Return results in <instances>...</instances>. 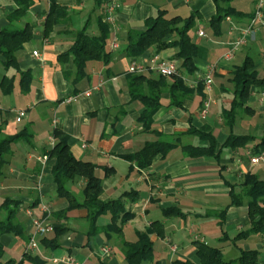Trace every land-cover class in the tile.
<instances>
[{"label":"crops","instance_id":"1","mask_svg":"<svg viewBox=\"0 0 264 264\" xmlns=\"http://www.w3.org/2000/svg\"><path fill=\"white\" fill-rule=\"evenodd\" d=\"M54 1L68 9L69 16L66 23L54 26L48 35L43 36L42 32L50 0H33L26 14L13 23L16 28L25 24L33 26L32 40L17 54L20 70L31 75L29 92L21 93L19 77L15 78L14 91L10 95H3L0 91V124L3 123L4 132L19 131L9 127V123H17L16 112L24 110L29 121L25 127L33 134L31 145H14L8 157L9 162L0 175V203L8 199L21 203L16 219L28 238L34 232L31 224L34 218L46 219L53 226L65 230L57 239V248L44 247L39 238L37 251L32 254L38 255L46 264H51V260L65 262L69 256L76 264H127L122 243L136 241V232L158 221L164 233L161 237L150 236L152 259L142 264H171L175 259L197 262L195 242L208 245L207 237H213L218 242L230 241L238 256L241 250H255L259 263L264 264V234L235 239L239 232L248 228L249 218L245 203L230 205L229 186L237 183L246 172L264 180V147L260 148L262 160L255 165L249 163L247 156L255 142L247 149H222L217 160L207 156L186 157L180 149L186 145H205L195 134L188 133L189 129L211 133L217 149L222 146L229 130L222 123L221 113L230 106L234 96L228 79L234 67L247 58L254 61L260 84L250 87L245 106L238 110L232 132L235 135H252L257 139L264 136V5L260 10V21L246 43L231 59L226 60L223 55L237 35L236 31L230 33V27L245 28L254 15L257 0H233L231 6L244 16L225 18L218 34L209 28V20L216 11L212 0H117L120 8L116 11L115 22L110 24L107 43L109 61L87 62L85 78L74 85L72 77H68L74 72L72 58L61 56L69 50L73 41L69 31L85 27L88 36H98V20L106 3L112 0ZM14 9L12 0H0V30L8 26V14ZM158 10H164L168 18L178 16L184 19L196 15L194 28L190 31L193 42L198 46L194 58L196 72L186 76L184 81L194 89L193 83L200 81L213 66L211 104L204 117L200 114L203 98L197 92L184 98L181 108L171 105L169 86L172 80L169 78L165 86L157 82L158 74L147 71L142 74V79L130 81V77L135 75L128 72L131 63H143L154 55L170 59L174 54L172 48L159 52L151 48L146 56L133 60L124 51L126 34L144 30L145 21L154 17ZM114 39L118 40L119 46L110 51L109 46ZM34 51L38 57L33 56ZM14 94L13 100L11 96ZM155 94L159 95L160 106L152 118L150 132H145L140 120L145 106L138 95ZM46 112L49 117L44 123L42 118ZM236 127L244 134L235 133ZM53 129L67 135L70 151L77 159L95 166V174L102 185L100 200L122 199L126 209L133 214L122 226L120 237L108 240L104 233L99 232L89 238L86 211L83 209L57 216L68 204L56 194L51 175L54 160L45 155L55 144L51 136ZM155 132L178 137L176 142L179 147L164 158L156 157L146 169H138L135 163L123 158L139 151L145 143L157 140ZM188 137L197 140L195 145L181 144L182 139ZM176 150L179 153H173ZM83 183L78 181L72 189L78 199L81 198ZM42 207L48 210V214L41 212ZM172 207L184 216L165 217L163 210ZM223 210H226L225 214L220 216ZM196 221H199V230L206 235L203 238L200 234L195 235L190 227L186 228L187 224L191 222L195 225ZM203 221H212V234L202 227ZM109 223L108 215L99 217L96 222L99 227ZM181 231L184 233L181 234ZM46 236L52 239L54 235L50 233ZM240 241L244 242L243 247L238 245ZM0 243L5 251L3 261L31 264L24 240L12 234H3ZM106 247L110 248L109 253L104 252Z\"/></svg>","mask_w":264,"mask_h":264},{"label":"trees","instance_id":"2","mask_svg":"<svg viewBox=\"0 0 264 264\" xmlns=\"http://www.w3.org/2000/svg\"><path fill=\"white\" fill-rule=\"evenodd\" d=\"M15 9L8 14V26L0 30V91L3 95H10L14 91V81L19 77V89L22 94H27L30 90L31 75L29 72L21 71L17 58L18 52L23 46L32 40L33 26L25 24L22 28H16L13 23L26 14L33 4V0H12ZM233 0H212L215 6V14L209 20V28L214 34L220 32L222 21L226 17H242L244 14L236 11L232 6ZM69 11L65 7L50 0V6L46 12L43 22V36L48 35L53 27L67 22ZM196 15L192 14L187 18L178 16L168 18L164 10H158L154 17L145 21V29L142 31H129L125 37L126 55L131 59H137L147 55L151 48L156 52L164 49H174V54L170 60L178 64L177 75L169 78L172 83L169 86V96L171 105L181 108L182 100L190 97L193 92H197L204 99L205 93L202 81H197L195 88L186 85L184 78L196 72L194 58L198 53V46L193 42L190 31L194 28ZM99 35L88 36L86 28L72 32L73 41L69 50L61 55L70 56L74 66V72H66V77H72L71 83L79 82L86 76L85 65L90 61H100L107 63L110 52L107 43L110 38V24L103 20V14L98 20ZM254 61L250 58L234 67L230 73L229 82L232 85L233 100L228 108L222 110V123L229 130L228 136L222 146L217 149V143L211 133H203L198 130L189 129L187 132L195 134L196 137L205 143L202 146H181L180 149L186 157L200 158L213 157L218 159L221 150H241L249 148V144L255 142L251 148L253 154H260V148L264 147V136L256 138L252 135H235L232 132L238 110L245 106L251 86L259 85ZM67 77V78H68ZM142 74H135L130 77V81L140 80ZM69 79V78H68ZM165 77L159 76V84L166 86ZM134 91L132 90V94ZM134 97V96H133ZM145 106L141 114L143 131L150 132L152 118L159 109V95H138ZM158 137L153 142H147L137 152L123 156L130 163H135L138 169L148 168L156 157L164 158L169 152L179 147L176 142L178 137H167L159 132H155ZM52 138L55 144L45 152L48 159L54 160L51 175L56 186V194L59 198L67 202V207L59 215H65L75 209L86 211L88 222L87 236L93 237L99 232L105 234L110 240L112 237H120L122 226L129 221L133 214L128 211L122 199L102 201L101 179L95 174V166L86 161L77 159L68 145V137L63 132L53 129ZM33 134L29 128L24 127L14 133H5L3 123L0 124V175L8 164V157L12 154L13 146L18 143L31 145ZM82 180L81 198L78 199L73 193V187ZM230 186V205L247 206L249 218L248 228L237 234L235 239H243L252 234H264V180H260L257 175L246 172L241 175L237 183ZM21 203L14 200H5L0 203V216L5 213L4 218L0 217V236L12 234L24 240L27 244L29 238L24 234V229L16 219ZM223 210L220 216H224ZM108 215L110 223L104 227H99L96 222L99 217ZM165 217L184 215L175 207L163 210ZM222 223V220L219 222ZM65 232L63 228L54 226L52 239L47 236L40 239V243L46 248H57V239ZM164 233L160 222H152L143 231L136 232V241L123 242L122 253L127 264H142L152 259L151 235L161 237ZM195 255L197 262L190 260L175 259L171 264H260L258 252L255 250H241L235 260L225 261L222 251L219 248L209 246L204 243L195 242ZM4 248L0 243V264H14L12 260L3 261ZM28 253H26L27 255ZM27 259L31 264H46L38 255L29 253Z\"/></svg>","mask_w":264,"mask_h":264},{"label":"built area","instance_id":"3","mask_svg":"<svg viewBox=\"0 0 264 264\" xmlns=\"http://www.w3.org/2000/svg\"><path fill=\"white\" fill-rule=\"evenodd\" d=\"M262 5H264V0H257L254 15L249 20V24L245 28H235L234 26L230 27V33L236 31L237 35L235 37V40L233 41L231 47L229 50L223 55V58L228 60L231 59L234 55V53L243 46L247 38L251 35V32L254 28V26L260 21V10L262 8ZM120 8V3L117 0H112L103 8V20L109 24H113L115 22V14L116 11ZM226 20H229V17H226ZM200 36L203 35L201 31L198 32ZM118 40L114 39L109 46L110 51H115L118 48ZM33 56L38 57L37 52L32 53ZM146 62V63H145ZM213 66L209 67V69L206 71L204 77L200 80L203 84V89L205 93V97L203 99L202 103V109H201V116L204 117L207 114V111L211 104V98H210V91L212 87V72H213ZM147 71H153L159 76L165 77V78H171L178 73V64L174 60L170 59H161L157 55L151 56L146 59L143 63H131L128 72L129 73H135V74H143ZM197 82L193 83V85H196ZM26 112L24 110H18L15 115V121L17 123L21 122L22 119L25 117ZM249 163L252 165L258 164L262 160V154H253L251 151L247 153ZM41 212L48 214V210L44 207L41 208ZM33 227V234L29 238L27 244H26V251L28 253H34L37 251V242L39 238H42L50 233L53 232L54 226L52 223H49L46 219H37L34 218L31 222ZM110 248L106 247L104 249L105 253H109ZM76 264L74 258L72 256H69L65 259V262L63 260H51V264Z\"/></svg>","mask_w":264,"mask_h":264},{"label":"rangeland","instance_id":"4","mask_svg":"<svg viewBox=\"0 0 264 264\" xmlns=\"http://www.w3.org/2000/svg\"><path fill=\"white\" fill-rule=\"evenodd\" d=\"M15 96H16V94L12 95L11 96V99L14 100L15 99ZM48 117H49L48 116V113L46 112L45 116L42 118V119H44V123L45 122H48L47 121L48 120ZM28 123H29V121H28L27 117L25 116L22 119V121L19 122V123H11L10 122L9 123V127H12V128H14L16 130H20L23 127L27 126ZM237 127L234 129V132L237 133V134H241V133L244 134V132L239 131V129ZM196 142H197V140L195 138L188 137V138H183L182 141H181V144L182 145L183 144H194L195 145ZM13 147H15V146H13ZM176 151L173 152V153H179V150H176ZM0 217H4V216H0ZM202 223H203V226L202 227L206 228L207 229V232L209 231L210 234H212L211 233V228H212L211 227V223H212V221H203ZM189 227L194 231L195 235H199L200 234L202 238L206 236L204 232H201L199 230V221H196L195 225H192L191 222H190L189 224L186 225V228L187 229H189ZM180 233L183 234L184 232L181 231ZM206 242L210 246L219 248L222 251V256H223V259L225 261L233 260V259H235V258L238 257V251L234 248L233 245H231V242L230 241H228V242H218V241H214L213 237H209V238L207 237ZM243 243L244 242L240 241L238 243V245L241 246V247H243ZM24 244H25V242H24ZM21 253H23V251ZM21 253H18V254L21 255ZM7 257L8 256H6L4 258H7ZM14 258L16 259L17 257L15 256ZM236 264H238V263H236Z\"/></svg>","mask_w":264,"mask_h":264}]
</instances>
